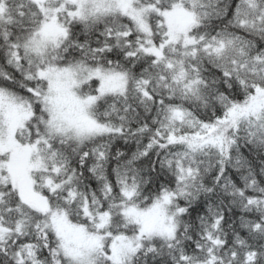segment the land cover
I'll return each mask as SVG.
<instances>
[{
	"label": "snow or ice",
	"instance_id": "obj_1",
	"mask_svg": "<svg viewBox=\"0 0 264 264\" xmlns=\"http://www.w3.org/2000/svg\"><path fill=\"white\" fill-rule=\"evenodd\" d=\"M0 264H264V0H0Z\"/></svg>",
	"mask_w": 264,
	"mask_h": 264
}]
</instances>
